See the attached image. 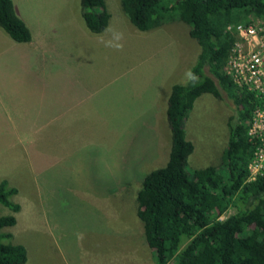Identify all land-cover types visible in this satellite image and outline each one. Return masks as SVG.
I'll list each match as a JSON object with an SVG mask.
<instances>
[{"label": "rangeland", "instance_id": "1", "mask_svg": "<svg viewBox=\"0 0 264 264\" xmlns=\"http://www.w3.org/2000/svg\"><path fill=\"white\" fill-rule=\"evenodd\" d=\"M13 1L33 39L0 28V181L18 189L10 231L25 264H155L136 193L168 159L170 88L189 79L199 51L188 24L141 31L120 0H105L109 22L92 33L79 0ZM232 109L225 96L195 99L188 171L219 164Z\"/></svg>", "mask_w": 264, "mask_h": 264}, {"label": "trees", "instance_id": "2", "mask_svg": "<svg viewBox=\"0 0 264 264\" xmlns=\"http://www.w3.org/2000/svg\"><path fill=\"white\" fill-rule=\"evenodd\" d=\"M120 6L141 31L174 20L188 24L199 46L189 79L173 84L168 95V159L143 176L136 193L137 213L155 264H264V177L248 180L247 169L257 144L247 128L259 100L224 71L236 40L235 26L253 15L264 18V0H120ZM79 8L90 32L107 27L105 0H79ZM0 28L15 42L33 39L13 0H0ZM203 93L228 97L233 104L227 144L218 165L188 171L194 145L186 137L184 121ZM17 191L0 181V203L11 211L0 215V264H24L27 259L25 246L6 230L15 225L14 213L20 210L11 200Z\"/></svg>", "mask_w": 264, "mask_h": 264}, {"label": "built area", "instance_id": "3", "mask_svg": "<svg viewBox=\"0 0 264 264\" xmlns=\"http://www.w3.org/2000/svg\"><path fill=\"white\" fill-rule=\"evenodd\" d=\"M235 32L224 71L234 84L253 91L259 100L247 128L248 135L257 140L247 164L248 180H255L264 177V18L253 15L239 22Z\"/></svg>", "mask_w": 264, "mask_h": 264}, {"label": "crops", "instance_id": "4", "mask_svg": "<svg viewBox=\"0 0 264 264\" xmlns=\"http://www.w3.org/2000/svg\"><path fill=\"white\" fill-rule=\"evenodd\" d=\"M13 3H14V1H13ZM14 6H15V9H16V5H15V4H14ZM18 212H19V211H18ZM18 212H16V214H15L16 217H17V215H18V214H17ZM16 223H17V219H16ZM14 227H15V226H14ZM11 228H12V227H11ZM16 228H17V227H16ZM8 231L11 232V231H10V227H9ZM16 231H20V230H17V229H16ZM11 234H12V237H13V239H14V241H15V239L18 237L17 233H15V232H14V233L11 232ZM26 260H27V259H26ZM25 262H26V261H25ZM24 264H25V263H24Z\"/></svg>", "mask_w": 264, "mask_h": 264}]
</instances>
